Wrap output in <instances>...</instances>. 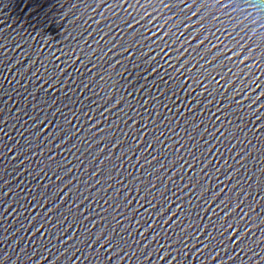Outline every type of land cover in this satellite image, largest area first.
<instances>
[{
    "label": "water",
    "instance_id": "obj_1",
    "mask_svg": "<svg viewBox=\"0 0 264 264\" xmlns=\"http://www.w3.org/2000/svg\"><path fill=\"white\" fill-rule=\"evenodd\" d=\"M0 264H264V0H0Z\"/></svg>",
    "mask_w": 264,
    "mask_h": 264
}]
</instances>
